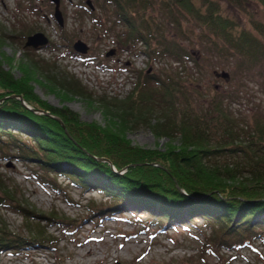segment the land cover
I'll return each instance as SVG.
<instances>
[{
  "label": "trees",
  "instance_id": "16d2710c",
  "mask_svg": "<svg viewBox=\"0 0 264 264\" xmlns=\"http://www.w3.org/2000/svg\"><path fill=\"white\" fill-rule=\"evenodd\" d=\"M97 1L107 16L112 13L118 23L126 26L124 44L135 47L142 43L147 56L157 57L155 34L148 19L135 17L136 5L148 0ZM222 1L233 6L257 1L264 7V0ZM166 2L171 9L194 18L224 38L242 59L256 61L264 55L260 41L252 33L235 34L234 21L220 13L215 0ZM90 14L96 17L94 12ZM98 22L106 28L99 18ZM5 37L0 31V47L5 44ZM161 54L182 65L193 59L190 54L169 47ZM7 62L10 70L6 69ZM18 68L21 78L13 72ZM40 71L48 72L45 86L58 91L63 101H73L76 96L88 98L94 110L103 111L107 125L85 123L70 108H56L42 100L35 91ZM54 72L52 67L45 71L34 59L17 67L14 59L5 58L0 51V148L9 159L38 167L31 169L43 187L66 195L74 203L60 181L66 177L85 193L102 194L107 203L89 207L87 220L148 215L149 227L156 226L159 233L190 230L203 221L209 230L203 252L208 249L220 261L223 258L219 250L234 251L255 240H264V119L256 123L245 142L228 126L227 137L214 143L211 126L191 114V105L184 104L180 78L146 75V81L127 99L105 98L99 107L81 82ZM20 96L35 110L28 109ZM222 104L216 103L215 110L219 117H226ZM140 124L151 128L158 139H169L166 149L134 145L129 132ZM222 157L233 158V164L218 163ZM0 189V203H15L13 209L32 223L27 237L14 234L8 225L0 226V252L55 246L58 240L48 234L49 227H77L75 220L57 210L46 214L25 205L2 180Z\"/></svg>",
  "mask_w": 264,
  "mask_h": 264
},
{
  "label": "rangeland",
  "instance_id": "374dc122",
  "mask_svg": "<svg viewBox=\"0 0 264 264\" xmlns=\"http://www.w3.org/2000/svg\"><path fill=\"white\" fill-rule=\"evenodd\" d=\"M166 1L148 0L135 8V17L146 16L155 34L153 45L158 55L153 59L144 53L146 47L142 43L135 47L124 44L122 34L127 31L126 26L118 23L112 13L107 16L97 0H62L64 28L55 18L56 5L51 0H0V31L6 36L0 51L5 58L14 59L17 67L34 59L45 71L52 67L56 75L78 80L99 107L105 98L127 99L146 81V75L180 78L184 104L191 105V114L211 126L214 143L227 137L228 126L245 142L256 123L264 119V55L256 61L242 59L224 38L194 18L171 9ZM215 1L220 13L234 21L235 34L252 33L264 54V7L257 1L235 6ZM143 13L146 15H140ZM39 33L46 34L50 43L40 49L28 48V39ZM78 41L88 44V55L76 52ZM168 47L190 54L193 59L182 65L165 58L161 52ZM112 52L115 54L109 57ZM10 66L7 62L6 69L10 70ZM13 72L17 78L22 77L19 68ZM48 72L40 71L36 77L40 82L35 83V91L42 100L56 108H70L85 123L107 125L103 111L94 110L88 98L76 96L65 102L58 91L46 87ZM222 73L229 74V80L217 76ZM219 101L227 111L226 117H219L215 110ZM129 139L139 147L163 150L170 141L158 139L151 128L141 124L129 132ZM225 162L233 164L234 159L222 157L218 163ZM31 168L38 167L25 165L17 158L9 159L0 148V180L14 191L17 199L46 214L57 210L75 220L77 227L51 226L47 232L56 237L57 245L0 252V264H264L263 239L238 250H219L222 261L208 249L203 252L209 234L203 221L190 230L159 233L156 226L149 227L148 215L87 220L91 214L89 207L107 203L102 194L85 193L61 177L72 203L66 195L43 187ZM1 192L0 189V195ZM8 203H0V226L8 225L14 234L29 236L32 223L13 209L15 203Z\"/></svg>",
  "mask_w": 264,
  "mask_h": 264
},
{
  "label": "water",
  "instance_id": "95a60500",
  "mask_svg": "<svg viewBox=\"0 0 264 264\" xmlns=\"http://www.w3.org/2000/svg\"><path fill=\"white\" fill-rule=\"evenodd\" d=\"M55 5H56V14H55V18L56 20L59 22V24L62 27H65V17L64 14L61 10L62 8V0H51ZM88 5L92 8V10H94V5L92 3V1L88 2ZM50 43L49 38L46 36V34L44 33H39L36 34L34 36H31L28 39V43H27V47L28 48H34V49H40L41 47H44L46 45H48ZM75 50L77 53L81 54V55H88L90 52V47L88 46L87 43H85L84 41H78L75 45ZM115 52H112L109 54V57L114 55ZM218 77H221L225 80H229L230 75L227 73H222V74H218ZM20 100L23 101L24 105L30 109V110H35L34 108H32L25 100L22 96L18 97ZM49 114V113H48ZM104 161H108V160H104Z\"/></svg>",
  "mask_w": 264,
  "mask_h": 264
},
{
  "label": "flooded vegetation",
  "instance_id": "af4514ba",
  "mask_svg": "<svg viewBox=\"0 0 264 264\" xmlns=\"http://www.w3.org/2000/svg\"><path fill=\"white\" fill-rule=\"evenodd\" d=\"M65 26H66V20H65ZM64 28V27H63ZM150 73V72H149Z\"/></svg>",
  "mask_w": 264,
  "mask_h": 264
},
{
  "label": "bare ground",
  "instance_id": "6f19581e",
  "mask_svg": "<svg viewBox=\"0 0 264 264\" xmlns=\"http://www.w3.org/2000/svg\"><path fill=\"white\" fill-rule=\"evenodd\" d=\"M60 229V228H59Z\"/></svg>",
  "mask_w": 264,
  "mask_h": 264
}]
</instances>
